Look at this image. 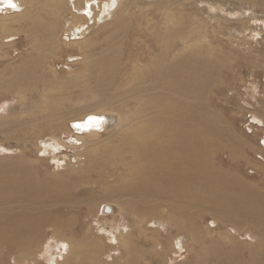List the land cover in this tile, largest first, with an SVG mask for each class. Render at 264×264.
Returning <instances> with one entry per match:
<instances>
[{
  "label": "rangeland",
  "instance_id": "obj_1",
  "mask_svg": "<svg viewBox=\"0 0 264 264\" xmlns=\"http://www.w3.org/2000/svg\"><path fill=\"white\" fill-rule=\"evenodd\" d=\"M72 2L77 3L76 0H63L58 5L62 7L56 8L59 0H34L35 6L31 8L30 2L21 0L22 9L31 10L35 17L13 24L16 31L10 41L2 39L0 33V83L5 82V85L0 84V178L9 179L13 176L15 170L11 166L14 165L9 164L15 161V164L34 168L42 187L55 186L58 190L55 193L52 191L53 194H67L66 197L69 196L74 207L69 211V216L73 217V225L65 231L66 237H72L77 243H86L81 249L85 252L82 260H86L87 264H98L99 259L96 258L93 262L94 258L89 252L90 238L87 237V240L84 237L86 226L93 224L97 227L95 223L99 220L95 221L94 215L104 201H112L125 210L133 204L128 196L110 194L109 188L116 182L103 180L99 175L102 174V168L112 160L106 159L121 148L118 137L122 134L119 133L116 137L114 133L117 129L106 130V123L102 136L84 138L82 144L77 139L74 122L92 110L101 109L106 98L116 97L113 105L108 107L113 116L121 112L125 116L136 113L139 108V103L135 100L124 102L117 99V94L128 90L130 84L119 86L117 83L109 88L105 80L99 79L97 83L100 68L96 64L86 66L90 63L85 61L87 54H94V61H98L100 52L109 48L113 40L111 34L115 30L112 22L128 9L130 23L124 32L126 37H119L126 56L123 64L129 63L130 67L135 64L137 69L142 68L146 72L153 62V58L149 56L155 48V53L159 52L158 49L164 46L167 39L169 45L179 46L180 52L182 42L178 33L188 38L189 45L192 44L185 48L186 54L204 56L212 60L213 66L215 61L218 62L214 78L218 80H213V88L206 91V102L223 122L215 119L217 124H227L239 140L233 143L231 149L218 152L216 165L228 172L231 180H238L237 190L245 191L244 188L248 187L252 192L264 196V7L258 5L257 0H120L118 14L104 20L102 3L93 9L92 21H81L85 25L82 26L88 30V36L94 40L83 52L72 44L78 38L71 30L77 24ZM243 10H253L256 20L244 25L239 15ZM34 19H37L36 23L33 22ZM42 24H46L50 32L56 34L55 38L46 40V33L49 31H43ZM246 26L249 27L248 31ZM38 28L41 30L38 31ZM250 28L259 33L251 32ZM244 35L249 36L250 42L242 39ZM142 57H145V61H141L139 65L137 59ZM131 72L134 70L131 69ZM28 79L30 81H26ZM42 125L49 129H44ZM79 132L81 135L82 132ZM50 135L57 138L53 139L55 144L46 149L42 141ZM58 139L64 140L65 144L61 145ZM73 140L76 143H72ZM223 142L228 144L226 140ZM244 142L249 145L244 146ZM114 159L121 167L120 160ZM90 162L93 166L88 169ZM48 193L44 192V196H48ZM151 207L153 206H146L144 210L150 212ZM157 208L158 211L151 215L168 221L158 231L153 230V224L148 222L151 215L144 219L145 233L138 226L139 220L128 211L117 220L121 226L136 233L134 242L138 249L129 258L134 259L132 264H247L252 259L253 252L259 249L257 245L254 246L258 244L257 239L240 234L243 228L240 223L233 224L238 228L240 226L237 233L234 229L227 228L228 223L234 221L215 218L214 214H210L213 211L207 210L208 208L196 219L195 226L200 237L198 244L191 242L189 236L181 239V243H176L175 238L169 242L171 236L175 237L178 228L174 225L175 221L171 220L169 208ZM217 212L214 213L224 214ZM173 216L176 219L175 214ZM98 224L106 227L103 221ZM187 227H190L189 222ZM47 229L46 240L40 239L39 243L34 242L32 245L35 249L33 255L22 257L18 253H1L0 264H54L58 255L64 256L69 250L70 240L58 239L52 235L51 228ZM184 232L187 234L186 229ZM158 239L161 245L155 252L154 240ZM43 245L46 248L40 252ZM215 248L225 252L226 256L230 254L231 260L221 263L213 253L208 256V252ZM118 250L105 247L101 252L102 263L120 264L121 261L116 256L123 252L125 257L124 247L121 245Z\"/></svg>",
  "mask_w": 264,
  "mask_h": 264
},
{
  "label": "bare ground",
  "instance_id": "obj_2",
  "mask_svg": "<svg viewBox=\"0 0 264 264\" xmlns=\"http://www.w3.org/2000/svg\"><path fill=\"white\" fill-rule=\"evenodd\" d=\"M27 1L30 2L31 8L35 6L34 0ZM76 1L77 3L72 2L71 7L75 11L74 18L77 19V24L73 25L71 30L72 34L78 38L71 43L84 52L94 40L88 36V30L82 24V20L88 21L90 19L92 21L94 19H92L93 9L98 8L102 3L101 12L105 16L104 20H108L114 14H118L120 0ZM244 1L254 2V0ZM10 2L14 3L16 7H10ZM61 3L63 0H59L56 8H61L62 6L58 7ZM257 4L264 7V0H257ZM114 8H116L115 11ZM252 12L253 10H243L239 13L244 25L249 24L251 20H256ZM128 15L129 11L126 9L116 21L114 20L115 22H112L115 29L111 34L112 43L109 48L107 47L100 52L98 61H94V54H87L85 61L90 63L86 66L96 64L100 68L97 83L99 79L105 80L106 86L109 88L117 83L119 86L130 84L128 90L117 94V99L124 102L135 100L136 103H139L137 112L126 116L121 112L113 116L108 107L113 105L112 102L116 97H112V99L105 97L106 100L101 105V109L92 110L74 122V125H81V127H77L78 129L75 128L78 133L77 139L82 141V144L84 138L102 136L101 132L106 129V123H108L106 130L117 129L114 133L116 137L119 133L122 134L118 137L121 148L106 159L107 161L112 160L102 168V172L100 171L102 174L99 175L102 176L103 180L116 182L112 187L110 186V194L128 196L130 197L129 200L131 199L133 202L132 208L128 205L130 207H126V210L112 201H104L98 206L94 219L95 221H103L107 228L98 226L99 221L95 223L97 227L93 224L86 226L84 237L87 240L90 238L89 252L94 258L92 261L94 262L98 258V264H103V257L101 256L103 249L114 247L118 250L119 246L122 245L125 257L123 252L117 253L116 257L121 261L120 264H132L134 259L129 258L138 249L134 242L136 233L121 226L120 222L117 221L118 218L122 217L125 211H128L135 219L139 220L138 226L142 229V233H145L144 219L147 215L150 216L158 211L157 207L164 206L169 208L172 213L171 220L175 221L174 225L178 228L175 237L171 236L169 242L175 238L176 243H181V239L189 236L191 242L198 244L200 237L195 226L196 219L202 216L204 209L208 208L207 210L213 211L210 214H214L215 218L229 220L227 222L234 221L231 222L232 225L228 223L227 228L234 229L235 232L239 233L240 226L238 228L233 224L235 222L240 223L243 227L240 234H243V237L249 236L251 239L252 237L257 239L258 244L254 246L257 245L259 249L256 248L255 253L252 251V259L250 256L247 264H264V196L252 192L248 187L244 188L245 191L237 190L238 180L236 178L231 180L230 174L216 165L218 152L231 149L233 143L239 140L234 131L227 127V124H217L216 120L220 119V122L222 120L215 110L208 107L206 102V91L211 90L218 80H214L218 71V67H216L218 62L215 61L213 66L212 60L204 58V56L186 54L185 50L187 49L185 48L192 44L189 45L188 38L178 33L177 35L182 42L180 52L179 46L169 45L167 39L164 46L158 49L159 52L155 53V48L149 56L153 58V62L150 68L145 70L146 72L142 71V68L137 69L135 64L131 67L129 63L123 64L126 56H124L123 48H121L123 43L119 37H122L127 31L130 23V16ZM33 17L35 16L31 10L22 9L21 0H0V33L2 39L10 41L14 35L13 32L16 31L13 24ZM36 20L34 19L33 22L36 23ZM45 25L42 24L41 27L43 31H49L46 33V40H48L56 34L51 33L50 28ZM248 29L249 27L246 26V31ZM40 30L38 28V31ZM250 31L259 33L252 28ZM124 36L126 37V35ZM165 38L168 37L165 35ZM242 39L250 42L247 35H244ZM149 49H152V46H149ZM144 58L137 59V63L140 65L141 61H145ZM128 59L130 60L131 57ZM162 61L163 64L161 65ZM131 69L134 72H131ZM148 71L150 72L147 73ZM213 80L215 82H212ZM0 84L5 85V82ZM29 84L31 83L29 82ZM89 117L101 119L98 123L94 122L89 125ZM43 128L47 129L48 126L45 125ZM79 130L82 132L81 135ZM54 138L57 136L50 135L46 138L47 141H42L46 149L55 144ZM223 140H226L228 144ZM58 141L61 145L65 144L64 140L58 139ZM72 143H76V140H73ZM242 144L244 146L249 145L245 142ZM72 146L77 147L76 145ZM114 158L120 160L121 167L118 166ZM9 165L15 166H11L15 170L14 174L12 173L13 176L10 174L9 179L0 178V254L18 253L22 257L32 254L35 250L32 247L34 242L39 243L40 239L43 238L46 240L47 228H51L54 237L63 238L65 241H67L65 238L70 240L69 250L64 256L58 255L54 264H87L86 260L81 258L85 253L81 249H83L84 244L86 246V243H77L72 237H66L65 231L73 225L71 219L73 217L69 216V211L73 210L71 207L74 205L69 196L70 200L66 197L67 194H53L52 191L55 193L58 190L53 185L42 187L38 183L35 169L30 165L22 166L15 164V161ZM92 166L93 164L90 162L87 168ZM44 192H49L48 196H44ZM50 202L51 204H49ZM45 206H47L46 209ZM48 206L52 208L49 209ZM105 206L107 207L105 208ZM146 206H153L149 208L150 212L144 210ZM217 211L224 214H215L218 213ZM173 214H175L176 219ZM148 222L153 224V230L158 231L168 221L163 217L152 216ZM188 222L189 228L187 227ZM113 229L117 233H114ZM184 229H186L187 234ZM155 240L154 251L156 252L161 241ZM43 246L44 248L40 252L46 248V245ZM211 253L220 259L221 263H228L231 260L230 254L226 256L225 252L223 253L219 249L216 250L215 248L214 251L208 252V256ZM126 258L128 259L122 261ZM25 260L27 262V259Z\"/></svg>",
  "mask_w": 264,
  "mask_h": 264
},
{
  "label": "snow or ice",
  "instance_id": "obj_3",
  "mask_svg": "<svg viewBox=\"0 0 264 264\" xmlns=\"http://www.w3.org/2000/svg\"><path fill=\"white\" fill-rule=\"evenodd\" d=\"M9 6L10 7H13V8L16 7V5L14 3H11V2L9 3ZM100 119L101 118H98V117H89L88 118V124L89 125H92L94 122H97L98 123ZM75 127H78L79 128V127H81V125H75Z\"/></svg>",
  "mask_w": 264,
  "mask_h": 264
},
{
  "label": "water",
  "instance_id": "obj_4",
  "mask_svg": "<svg viewBox=\"0 0 264 264\" xmlns=\"http://www.w3.org/2000/svg\"><path fill=\"white\" fill-rule=\"evenodd\" d=\"M107 206H105V208H106Z\"/></svg>",
  "mask_w": 264,
  "mask_h": 264
}]
</instances>
